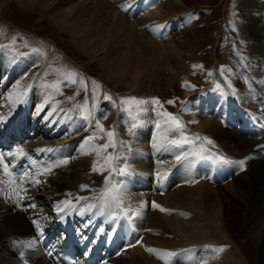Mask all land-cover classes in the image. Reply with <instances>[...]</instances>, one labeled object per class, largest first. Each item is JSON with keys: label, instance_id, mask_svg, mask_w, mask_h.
Listing matches in <instances>:
<instances>
[{"label": "bare ground", "instance_id": "1", "mask_svg": "<svg viewBox=\"0 0 264 264\" xmlns=\"http://www.w3.org/2000/svg\"><path fill=\"white\" fill-rule=\"evenodd\" d=\"M65 1L66 0H20V2H25L27 4V7L35 13L43 14L45 10L47 12H50V19L53 24H57L60 30L64 29L65 32L71 36L70 38L72 42L79 46V49H81L82 52L86 53V55H89L90 58L94 57L97 52H103L104 55L102 56V59L100 61L101 66L109 74L123 80L129 77H133L134 81H136V78L141 75V72L145 71L143 70L145 67L149 66L151 68L153 63V65H155L158 60L157 56L159 50H162L164 47V43L160 39L161 35L160 33H158V29L162 26V24H164L165 21L162 20L161 17L158 18L156 10H159L158 8L161 7L160 5L165 3L164 5H166V9L163 10L165 15L162 13L164 16L167 15L174 17L179 15V12L185 11L183 8L180 9L181 6H183L181 3L182 0H175L176 2L168 0L162 3H157V0H97V6L95 8L91 10L85 8L83 10L77 9L70 17H68L69 15L63 14L61 11L53 10L54 8L60 9V5H62ZM261 1L263 0H244V3L249 4V7H247L250 10L247 11L249 15L248 17H246V25L247 23L255 20L258 13L264 14V4H262L263 2ZM167 24L168 22L165 23L164 26H166ZM172 25H174V23H171L167 28L172 27ZM161 29L163 31V27ZM261 32L256 33L255 31L250 32L247 30L245 33L244 42H246L245 45L248 46L249 49H251V61L249 62H251L252 64L259 63L264 70V44H261L262 40H264V33ZM174 34H176V31L174 32ZM194 42L195 36L192 30V50H194ZM192 52L194 54V51ZM28 58L29 60H31V57L28 56ZM28 58L23 59L22 57L17 56L16 53L11 52L5 47L0 48V82L2 83L5 79H7V77L5 76H8L7 71L9 70L12 76L18 74L17 76H13L14 82L12 81V85L9 86V92H6L7 96L3 97L4 101H0V120L3 119L2 121L5 122L3 124L4 127H13L15 125H20L27 133V135H29L30 133L31 136L29 137V140L27 142L25 141L26 144L23 145V147H17L13 149V158H16L19 155V150H33V157L30 160V165L32 166L28 169L29 172L25 173V176L28 173L33 174L36 180H38L42 184L39 189H42L43 187L45 189V192H41L46 195L50 194L51 199H47L45 196V198L41 197L39 191H37L39 194V196H37V192L34 189L29 188L32 190L30 192V190L28 189L27 192L30 196H34V200L36 201L35 204L38 208H33L34 204H32L26 205L23 210H14L13 205L0 195V215L5 214V216H3L2 220L0 221V264H52L47 254H45L44 247L49 246L50 243V235L48 234V231L56 230V228L59 227L58 223L60 222V220H63L62 218L67 217L69 214L74 212L78 218H81L82 221L80 222L86 224L87 220H94L98 215L103 221L102 215L106 213L113 214L115 212L114 210H118L117 212H120V214L123 212V214L129 217L131 216V214L125 209V204H127V206H130L131 212H134V208L136 207L140 209V211H138L139 213L134 212L135 215H137V233L138 235L142 233L145 234V240L142 238L138 243H136L137 245L135 244L136 246L131 247H136V251H138L140 248L142 249V247L145 245L144 243L148 241L150 242V244L148 243L149 247H147V249L152 248L158 251H163V248H168L167 251L174 252L175 250L171 249H178V246H180V248L184 247V249H182L184 250L183 253L175 255L178 256L179 264H241V260L237 256V252L239 251L236 248L231 249L228 246L226 247V243H224L227 241L228 243L230 242L226 238V233L228 234L230 232V227L235 226V220L237 219L235 208H232L230 204L225 202L224 198L227 197L230 201H234L237 199L239 203L244 205V216L246 217V215H248V220L237 224L239 230L245 229L244 225L248 228L251 222L257 219V217L261 218L264 216V210L261 208V203L264 200V126L257 125L258 129L254 132L253 130L256 128V124L252 120V115L256 116L257 122L260 121L264 116V93H262V89L261 91L259 90L260 88H255L252 85H249L246 78L247 76L245 77L243 74H240L239 69L236 67L233 72V81L231 80L230 83H227L226 81L223 82L225 85L224 92L227 109L225 113L220 114L219 117L222 116L221 119L223 121L225 120L224 124L222 123L221 125L219 123H221L222 121L217 122L216 120L208 122V120L205 119L201 121V114H195L192 111V108L189 109L192 112V115H185L181 117V122L183 123V134L191 143L189 145H185L183 148H176L168 143V141L171 140L168 138V136L170 137V134L181 136V133L179 131H173V127L167 125L166 121L164 124V118L157 123L153 116H151V112L150 117L146 116L145 114H143L145 116H139V124L137 123L136 125L137 133H135L134 136H139L142 138L146 137L148 139L147 144L149 142L151 143V146L147 148L148 154L152 152L153 156L156 154H158L159 156V152L157 151H163L165 153L167 151H170V156L163 164H166L164 167L168 166L169 169L164 170L162 168L163 171H161L160 167L157 168L158 165H154L155 169L153 170L156 171L157 176L159 174V176L157 177L159 179H157L156 184L153 181V170H150L151 174L149 173L151 180L150 182H147L148 174L146 175L144 172V175H142L135 169H132L130 173H126L127 175L125 173L123 175H119L118 179L120 182L117 180L116 182H119L120 184L125 183L126 185H128V192L125 191L126 187H124L123 185H121V187L123 188H121L120 192V195H122L123 192H127L126 197L121 198V201L125 207L122 204L119 205V207L112 205L111 209H103L101 211V201L98 199L100 194L99 191L103 189L102 187L105 184V178H109V170L105 165V159L102 154L100 153L99 157L96 154V144L94 143L95 140H93L94 142L92 141V139L94 138L92 136H88L86 138L89 139V141L86 139V143H79V154H77L78 157L74 160L73 154H71L72 152H69L71 147L67 146L68 143L60 144L57 141V144L56 141L52 140V137L49 136V127L52 126V117L47 126L40 128V126H42L44 122L41 123V121L39 122L35 118V116H30V113H28L27 110V106L21 107L18 113H16V111L14 110L21 104V96H23L25 92L30 89L31 85H33L32 77L30 78L31 75L19 76L20 72L18 73V71H20L19 69H23V67H26ZM195 59L196 58H193L192 56V67L196 66ZM142 62L146 63V65L143 64L141 66ZM218 76L220 75L216 72L215 77ZM41 90L39 92H41ZM192 90L194 91L195 87H192ZM232 91H239V93H237L236 96H233L230 93ZM39 92H34V94L41 97ZM42 92V97H45V101L47 100V98L54 97V95H52L53 91L50 88L44 87ZM189 92V90L185 91L186 95H191V92ZM194 100L196 103L200 102L199 109L204 108V111H207L206 114L209 110H213V105H219H216V99L207 102L203 101V97H197ZM45 101L40 104V107H42L46 103ZM245 101H249V104L247 105ZM205 105L207 106V108L205 107ZM59 107H62V110L58 109V113L53 116L56 117L60 112H65L66 107L62 105H60ZM14 113L16 114L13 115ZM186 118L195 122L192 128L195 129L196 132L200 131V139H194L192 137V129L184 126ZM147 119H151L152 125L154 123V126L149 127V121L151 120L148 121ZM32 120L36 121V125L35 123H30V121ZM64 124H66V121L65 123H63V125ZM71 124L76 125L78 123L76 121H71ZM157 125H159V127H157ZM205 125L207 131H209V127L207 126L213 127L217 130L216 132L212 131L213 133L210 132L212 135L209 138H213L212 140L214 142L211 145H214L216 142H220L221 144L228 143L233 146L232 149L234 148V156L228 154L227 159H225L224 163L228 165L232 173H235L232 176V178L234 177V180L230 183V185H232L236 191V199L233 198L230 194H226V196L223 197L222 193L220 192V188L216 187L215 189H212L213 187L206 184V180L203 181L201 178V176L204 179L208 177L212 180V182H215L218 179V176L224 171L225 167H217L219 169L215 171L213 176H211V170H209L207 167V174H205L200 168L202 166H197L198 163H202L199 156H190L187 160L178 161L176 159V156L181 153H191L194 151L199 152L198 149L207 148V151L204 153L207 158L203 160H205L209 164H213L217 161L219 162L220 159H216L217 161H215L213 157L208 154L209 149L202 141L204 139V136L202 137V132L203 130H206ZM211 129L212 128H210V131ZM194 135L196 137V134ZM90 140L92 141V143ZM18 142V140H15V138H13L10 143L12 145H15L18 144ZM202 142L204 146L201 145ZM196 143L198 144V146H196ZM59 144L64 149H61ZM63 150L68 151L69 153L67 152V154H65L66 152L64 153ZM163 152L161 153L165 154ZM48 156V161H45V158H47ZM165 156L159 159L162 160L163 158H165ZM26 160L27 159H25L24 161ZM62 160H67V163L60 164V167H58L57 169L56 175H50V172L48 173L46 171V169H49L53 164H59V162ZM241 160L244 161L243 170H241V166L239 165V163H236ZM181 161V165L179 166L177 164L176 166V163ZM94 162H96L98 168L102 167L105 168V170L93 171ZM137 163L139 164L138 161ZM19 166L26 167L27 163L21 162ZM175 166L177 169H175ZM159 169L160 172H158ZM140 176H145L143 177L144 182H141L142 184L140 183ZM164 178L167 182L178 180V182H176L175 184L176 186L174 190L172 192L166 193L167 200L164 201L167 203V205L178 207L179 210L183 211H173L172 209L175 208L172 207L171 210L168 209L166 210V212L168 214H171L172 216L183 217L179 221H173L171 223L166 222V224H164L161 222L162 220L160 219L159 215L154 214L153 217H149L147 227L145 226L142 228V226H140V222L142 221V215L145 214L143 210H146V205L144 202H146V200L148 199L146 198V195H148L147 197H149L150 193L148 191L149 187L142 188L141 185L146 182L144 185H150L151 187H154V190H157L159 186L158 182L161 180L164 181ZM110 182L111 183L108 186H111L113 183L112 181ZM40 183H38L37 186ZM168 185L166 186L168 187ZM136 191H145L146 195H137L134 193ZM160 191L159 194H161ZM84 194H86L87 196H85ZM93 195L96 196L91 198ZM150 196L152 198V194ZM155 196L159 198V195ZM168 196L170 200H168ZM37 198L40 201H38ZM52 202L54 204L51 207L52 211H50L48 210V207ZM196 202H199L200 205H203L205 209L200 208V210H194L196 207L194 208L193 206ZM218 203L223 207V211L221 212L222 216L220 219L222 222V224L220 225L224 228L222 230L219 229L217 222L213 220L211 212ZM46 204L48 205V207L46 206ZM98 204L99 206H97ZM89 205H95V207H92L91 210H88ZM191 205L192 211L187 209L190 208ZM97 208L100 209L101 213H97ZM72 209L74 210L70 211ZM108 210L109 212H107ZM12 211L14 212L12 213ZM24 212H27L26 217L23 214ZM32 216H34L33 219L31 218ZM55 216H57V218H54ZM33 221H35V223H33ZM43 221L50 223L49 226H52L53 229H47V231H45V234L41 233L44 230L35 232L34 230L38 228L37 225L39 226V222ZM150 225L152 226L150 227ZM74 230H76V227L73 228V231ZM28 233L33 236L32 240L35 241H29L31 242V246H28L29 242H27L26 244V242H24L26 240H22V238L25 236L18 238L20 237L19 235ZM177 235L181 236V242L175 241V238L179 237ZM60 236V233L56 235L57 238H59ZM11 237H13L14 239H11ZM70 237H73L76 245L81 248V244L78 240L77 235L72 234L70 235ZM220 238H222V240L224 238L225 239L222 241L220 240ZM12 240L13 244H11ZM259 244H261V252H259L260 254H262L263 259L264 243L261 241V243ZM22 246L25 248H22ZM37 248L40 249L43 255L35 252ZM219 248H223V251L215 252V250ZM242 249L245 252L244 254L247 255L252 252L251 246L248 245H246L245 247L242 246ZM124 250H122L124 251L123 253H121L122 251L120 252L121 255L118 258L111 259L105 264H124L122 261H120V257L122 255V257L125 258L122 259H124V261H126L127 263H133L137 260L142 262L144 258L148 259L147 257H152L153 260L155 259L153 257H157L156 255L149 253L146 249L144 251V254L147 256L144 255V257L142 258H138L136 255H131L132 253H134L132 251H134L135 249L133 250L130 248H126ZM148 254H150L151 256H149ZM42 256H44L46 259ZM175 256H173L174 260L176 258ZM38 257H40L41 262L37 261ZM158 261L159 262H151L152 264L153 262L155 264H164L163 260L158 259ZM263 261L264 259H260L259 263L264 264L261 263ZM247 263L250 264L248 261Z\"/></svg>", "mask_w": 264, "mask_h": 264}, {"label": "rangeland", "instance_id": "2", "mask_svg": "<svg viewBox=\"0 0 264 264\" xmlns=\"http://www.w3.org/2000/svg\"><path fill=\"white\" fill-rule=\"evenodd\" d=\"M165 1L168 0H157V3H162ZM172 2L176 1L172 0ZM261 2H263L262 4H264V0ZM181 3L183 6H181L180 9L183 8L185 11L179 12V15L174 17L167 15L164 16L165 14L163 10L166 9V5H164L165 3L160 5L161 7L158 8L159 10H156L158 18L161 17L162 20L165 21L164 24H162V26L158 29V33H160L161 35L160 39L164 43V47L162 50H159L157 56L158 60L155 65H153V63L151 68L149 66L145 67L143 69L145 71L141 72V75L136 78V81H134L133 77H129L123 80L109 74L101 66L100 61L102 59V56L104 55L103 52H97L98 54L96 53V55L92 58H90L89 55H86V53L82 52V50L79 49V46L72 42L70 38L71 36L67 34L64 29L60 30L57 24H53L50 19V12H47L45 10L43 14H38L28 8L25 2H20V0H0V48L5 47L11 52L16 53L17 56H20L23 59L28 58V56L31 57V60H29L28 58L26 67H23V69H19L20 71H18V73L20 72L19 76L31 75L30 78L32 77L33 85H31L30 89L27 90L23 96H21V104L14 110L16 111V113H18L21 107L27 106V110L28 113H30V116H35V118L39 122L41 121V123L44 122L42 126H40V128L47 126L52 117V126L49 127V136L52 137V140L56 141V143L57 141L60 144L68 143L67 146L71 147L69 152H72L71 154H73L74 160L78 157L77 154H79V143H86V137L92 136L94 138L92 139V141L95 140V142H93L96 144V148H99V146L107 142L106 135L100 133L98 128L96 127L97 122H99V124L104 127L105 132L109 130L115 132L114 141L116 143L115 150L110 147L107 150L101 152L102 156L104 158L108 156L123 157L122 160H116L113 167H115L116 169L127 168L125 174L130 173L132 169H135L137 172L139 171V173H141L142 175H144L143 173L145 172L146 175L148 174L147 182H150V174L151 171L155 169V164L156 166L158 165L157 168L160 167L161 171H163V169H169L168 166L164 167L166 164H163L168 159L171 153L170 151H167L166 153L163 151H157L159 152V156L158 154L153 156L152 152L148 154L147 148L151 146L150 142L147 144L148 139L146 137L142 138L139 136H134V134L137 133L136 125L137 123L139 124V116L142 117L146 115L150 117L151 112V116H153L157 123L164 118L163 122L165 124L167 118L161 115L162 113L167 112L173 116L178 117L179 120L182 121L181 117L185 115H192V112L189 110L192 108V111L195 114H201V121L205 119L208 120V122L216 120L217 122L222 121L219 124H224V121L221 119L222 116L219 117L220 114L225 113V109L227 106L224 92L225 85L223 82L226 81L227 83H230V81L234 78L233 72L236 67L239 69L240 74H243L245 77L247 76L246 78L249 85H252L255 88H260L259 90L262 89L263 91H261L262 93H264V70L259 63L252 64L251 62H249L251 61V49H249V47L245 45L246 42H244L245 33L247 30L250 32L255 31L256 33L262 31L264 33V14L258 13L255 20L247 23L246 25V17H248L249 15L247 12L249 10V4L244 3V0H182ZM96 6L97 0H66L62 5H60V9L54 8L53 10L61 11L63 14H67L69 15L68 17H70L77 9L83 10L85 8L91 10ZM167 22L168 24L164 26ZM171 23H174V25H172V27L170 28H167ZM162 27L163 31L161 29ZM192 30L195 36V42L193 43L194 50H192ZM175 31L176 34H174ZM261 44H264V40H262ZM192 51H194V54ZM192 56L193 58H196V66L194 67H192ZM143 64L146 65V63L142 62L141 66ZM7 72L8 76L5 74V77H7V79H5L2 83L0 82L1 102L4 101L3 97L7 96V93L9 92V86H11L14 82L13 76L18 75L15 74L12 76L10 70ZM216 72L220 76L215 77ZM72 81H75V83H73ZM93 81H95L99 85V90L96 93L95 99H93ZM52 85H57L59 90L57 91V88L52 87ZM44 87L50 88L53 91V98H47V100L45 101V97H42V90ZM192 87H195L194 91L192 90ZM40 90L41 92H39ZM188 90L191 92V95H186L185 91ZM33 91L35 93L39 92L41 97L39 95H35ZM230 93L233 96H236L239 91H232ZM105 95L110 98L105 99ZM197 97H203V101L207 102L216 99V105H219H213V110H209L206 114L207 111L205 112L204 108H201L202 111L201 109H199L200 102H195L194 99H196ZM130 98L149 101V103L142 106H137L135 104H121L122 100H127ZM153 98L158 100L160 103L152 104L150 101ZM43 101H45L46 103L42 107H40V104ZM168 101H173V103H168ZM245 103L248 105L249 101H245ZM60 105L66 107L65 112H60L56 117L53 116L58 113L60 109L62 110V107H59ZM78 105L86 106L85 115L83 117L81 116L80 109L77 107ZM205 107L207 108L206 105ZM89 112L91 113V115H88ZM16 113H14L13 115H15ZM2 120H0V133L4 130L13 128L8 126L4 127L3 124L5 122ZM65 121L66 124L63 125ZM71 121H76L78 124L72 125ZM31 122L35 123L36 125V121L32 120L30 121V123ZM166 123L167 125L173 127L170 121ZM194 123L195 122L193 120L186 118L184 126L192 129V137L194 139L196 137L201 138L199 134L200 131L196 132V130L192 128V126H194ZM149 124V127L154 126V123L152 125V120L149 121ZM207 127H209V131H207L205 125L206 130H203L202 137L204 136L203 138L206 137L207 139L211 140L212 143H214L212 140L213 138L211 139L209 137H211V133L216 132L217 130L210 126ZM210 128H212L211 131ZM194 134H196V137ZM180 137L181 136H178L176 134H170V137L168 136V138L171 140L179 139ZM87 140L89 141V139ZM25 141H27V139H24L22 142ZM202 141L209 149L208 154L213 157L215 161L220 159L219 162L217 161L213 163L212 168L214 170H218L219 168L217 167H225L223 174L221 176H218V179L215 182H212V180L208 177H206L208 179L207 180L206 178L204 179L201 176L202 180H206V184L212 186V189H215L216 187L220 188V192L222 193L223 197H225L226 194H230L233 198L236 199V191L234 187L230 185V183L234 180V177L230 179V176H232L231 171H226L227 165L224 163L225 159H227L228 154L234 156V148L232 149L233 146L228 143L221 144L220 142H216V145H211L206 143L204 139ZM203 142L201 144L202 146H204ZM69 143L72 145H70ZM60 144V148L64 149ZM196 146H198L197 143ZM202 149L203 151H200L201 149H198V151L201 155L204 156L207 148ZM67 152L68 151H64L65 154H67ZM161 152L165 154H162ZM163 156H165V158L160 160ZM137 161L139 162V164L137 163ZM60 164V162L56 165L53 164L49 168L50 171L47 172H50V175H56L57 169L58 167H60ZM205 164L206 161L203 162L202 166ZM160 169L158 170V172H160ZM175 169H177L176 166ZM26 172H29V170ZM153 172L156 171L153 170ZM113 173L111 174V176L108 175V177L109 180L113 182L112 184H115L118 187L119 194L121 192V188H123L121 187V185L126 187L125 191L128 192V185H126L125 183H119L120 181L118 179V176L120 174H117L116 172ZM224 173L225 175H227L226 177H223ZM26 177H28V180L33 182L32 189H34L36 192L39 191L41 197L45 196L47 199L51 197L50 194L46 195L41 192H45V189L44 187L42 189H39L42 184L39 182V187L37 186L38 183L35 184L36 178L33 174L28 173ZM143 177L145 176H140V183L144 182ZM116 180L119 182H116ZM176 182H178V180L170 181L168 185V188H170L168 189L167 187L165 188V186L163 187L161 185V181H159L157 190H154V187H151L150 185H144L146 182L143 183V185H141L142 188L149 187V197H147L148 195H146L145 191L134 192L137 195L145 194L146 198H148L146 202H144L146 205V210H143L145 214L142 215V221L140 222V226H142V228L145 226L147 227L149 217H153L154 214L159 215L160 219L162 220L161 222L164 224H166V222L171 223L173 221L176 222L182 219L183 216L176 217L166 212V210H171V208L174 207L167 205L165 201L167 200L166 193L172 192L174 190ZM156 183L157 180L155 181V184ZM105 186L106 185L104 184L102 188L104 189ZM159 188L161 191L159 190ZM32 189H29L30 192ZM103 189H101L99 192L103 191ZM159 191L161 194H159ZM127 192H123L124 195H120L121 198L126 197ZM151 194L152 198L150 196ZM84 195L87 196L86 194ZM96 195H93L91 198L95 197ZM155 195H159L158 197L160 199L162 198V201ZM37 196H39V194ZM29 197L33 196L29 195ZM225 198L224 201L230 204L232 208H235L237 215L235 226L230 227V232L228 234L226 233V238L231 242H224L226 243V247L228 246L231 249L236 248L239 251L237 252V256L240 258L241 264H248L247 261L250 264H260V259H264V257L262 259V254H260L261 244H259L261 243V241L264 243V216L261 218L257 217V219L251 222L248 228L244 225L245 229L239 230L237 224L248 220V215H246V217L244 216V205L239 203L237 199L234 201H230L228 200L229 198ZM168 200H170L169 196ZM38 201L40 200L38 199ZM153 203H155L159 207H153ZM53 204L54 203L52 202L49 207L46 204L48 210L52 211L51 207L53 206ZM121 204L123 205L122 201H120L119 205ZM217 205L211 212L213 220L217 222L219 229L222 230L224 228L220 225L222 224L220 219L222 216L221 212L223 211V207L221 204L220 206L219 203ZM261 205V208L264 210V200L262 201ZM97 206H99V204ZM125 206L126 208L129 207L130 209V206H127V204H125ZM35 207L38 208L37 206H33V208ZM100 207L101 211L103 209H111V206H102V203ZM193 207H196L194 210H200V208L205 209V207L203 205H200L199 202H196ZM174 208L175 209H172L173 211L183 212L179 210L178 207ZM134 209L135 213H139L138 211H140V209L138 207ZM160 209H164L165 211H161ZM187 209L192 211V205ZM73 210L74 209L70 211ZM101 211L97 208V213H101ZM13 212L14 211H12V213ZM23 214L25 217L27 216V212H24ZM3 216H5V214L0 215V221L2 220ZM151 226L152 225H150V227ZM19 236L20 237L18 238L25 236L22 238V240H26L24 241L26 242V244L29 241L35 242L34 240H32L33 236L29 233ZM144 236L145 234H143L142 238L145 240ZM11 239L14 238L11 237ZM220 240H222V238H220ZM175 241L181 242V236L175 238ZM148 243L150 244V242L148 241L144 243L145 245L142 247L143 250L140 248L138 251H136V247H128L133 250L135 249L134 251H132L134 253H132L131 255H136L138 258L144 257V251L145 249H147V247H149ZM11 244H13V240L11 241ZM246 245L251 246L252 249V252L248 255L244 254L245 252L242 249V246L245 247ZM23 246L22 248H25ZM167 249L168 248H163V251H167ZM178 249L174 248L171 250H175L173 253H175L176 255L184 252V250H182L184 249V247L180 248V246H178ZM124 251H122L121 253H123ZM35 252L40 255L42 254L39 248H37ZM120 255L121 254H119L116 258H118ZM148 255L151 256L150 254ZM122 256L120 257V261H122L124 264H152L151 261L159 262L158 257H153L156 260H152V257H147L148 259H143V263L139 260L133 263H127L126 261H124L125 258ZM175 257V260L173 259V257L169 258L170 264H179L178 256ZM37 261L41 262L40 257H38ZM261 263H264V261ZM153 264L155 263L153 262Z\"/></svg>", "mask_w": 264, "mask_h": 264}, {"label": "snow or ice", "instance_id": "3", "mask_svg": "<svg viewBox=\"0 0 264 264\" xmlns=\"http://www.w3.org/2000/svg\"><path fill=\"white\" fill-rule=\"evenodd\" d=\"M72 82L75 83V81H72ZM92 83L94 85V88H93V99H95L96 93L99 90V85L95 81H93ZM52 87L57 88V91L59 90L57 85H52ZM104 98L105 99H109L110 97L105 95ZM150 102L152 104H159L160 103L155 98H153ZM147 103H149V101L137 100L135 98H130V99L121 101V104H124V105L135 104L137 106H142V105H145ZM168 103H173V101H168ZM77 107L80 109L81 116L83 117L85 115V107L86 106H79L78 105ZM141 110H144V109H141ZM88 115H91V113L89 112ZM161 115H163L164 117L167 118L166 122L170 121L172 123V125H173V129L172 130L173 131H179L181 133V137L179 139L170 140V141H168V143L173 145L176 148H183L185 145H189L191 142L187 139L186 136H184V134H183V125H182L181 121L179 120V118L176 117V116H173V115H171V114H169L167 112H164ZM96 127L98 128L100 133L105 134L106 137H107V142L105 144L99 146V148H95L96 154L99 157L100 153L102 151H105V150H107L110 147L113 148V150H115V148H116V143L114 141L115 132L111 131V130L105 132L104 127L101 124H99V122H97ZM157 127H159V125H157ZM196 139H200V138L196 137ZM204 140L206 141V143L212 144V141L207 139L206 137L204 138ZM200 151H203V149L201 148ZM19 154L23 155V151L19 150ZM190 156H199V158L202 159V160L207 158L206 156L200 155V152H195L194 151V152H191V153H188V152L181 153V154L176 156V159L178 161L179 160H187V159H189ZM3 159L4 158L2 156H0V163H3ZM104 159H105V165L107 166V169L109 170V175L110 176H111V174L113 172H116L117 174L123 175L127 171V168L116 169L115 167H113L114 162L116 160H122L123 157L108 156V157H105ZM60 163L61 164H66L67 160H62V161H60ZM236 163H239V165L241 166V170H243L244 161L241 160V161H238ZM104 170H105V168H102V167L98 168L97 165H96V162H94L93 171H104ZM4 171L6 173L8 171V166L6 164L4 165ZM46 171H50V169H46ZM158 176H159V174H158ZM35 183H39V181L36 180ZM110 183L111 182H110L109 178L106 177L105 178V185L106 186H105L104 190L100 192L98 199L101 201L102 205H106V206L115 205L116 207H119V204H120V201H121V196L119 194V189H118V187L115 184H112L109 187L108 185ZM82 187H86V186H82ZM92 207H95V205H89L88 206V210H91ZM153 207H159V206L156 205L155 203H153ZM160 210L161 211H165L164 209H160ZM33 223H35V221H33ZM37 227H38V225H37ZM28 246H31V242H29ZM146 250L149 253H152V254L156 255L159 259L163 260L164 264H170V261H169L168 258H171V257L176 255L173 252L158 251V250H155V249H152V248H148ZM216 251H218V252L223 251V248L216 249Z\"/></svg>", "mask_w": 264, "mask_h": 264}]
</instances>
